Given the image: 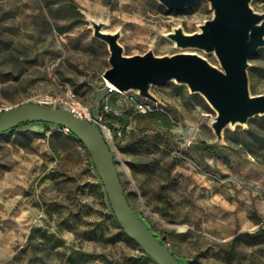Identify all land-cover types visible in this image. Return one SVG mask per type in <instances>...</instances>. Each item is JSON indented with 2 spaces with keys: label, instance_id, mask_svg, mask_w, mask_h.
Here are the masks:
<instances>
[{
  "label": "rangeland",
  "instance_id": "374dc122",
  "mask_svg": "<svg viewBox=\"0 0 264 264\" xmlns=\"http://www.w3.org/2000/svg\"><path fill=\"white\" fill-rule=\"evenodd\" d=\"M252 5L264 12V0ZM213 15L209 0L180 9L160 0H0V112L67 102L93 116L111 50L91 19L119 31L127 55L195 50L221 67L215 52L168 36L178 26L201 30ZM248 72L252 92L264 93V46ZM151 90L158 100L115 89L101 115L131 204L185 264H264V114L229 125L220 140L217 110L202 93L177 81ZM136 96L154 109L140 110ZM101 182L66 127L37 121L1 133L0 264H141Z\"/></svg>",
  "mask_w": 264,
  "mask_h": 264
},
{
  "label": "water",
  "instance_id": "95a60500",
  "mask_svg": "<svg viewBox=\"0 0 264 264\" xmlns=\"http://www.w3.org/2000/svg\"><path fill=\"white\" fill-rule=\"evenodd\" d=\"M160 1L171 9H180L195 0ZM209 1L214 15L201 24V30L186 32L178 26L168 36L184 49L215 52L221 67L195 50L171 55H157L149 50L127 55L119 41L121 33L104 30L105 22L91 19L95 35L105 40L111 50V66L104 73L105 84L95 93L93 116L83 115L67 102L52 106L31 101L0 112V134L34 121L51 122L71 130L89 150L119 223L158 264H181V261L128 198L114 150L101 123L103 103L115 89L137 90L143 97L158 100L151 90L153 84L186 83L191 91L202 93L217 110L213 127L220 140L229 125L248 123L252 117L264 114V93L252 92L248 72L250 58L264 46V12L253 7V0Z\"/></svg>",
  "mask_w": 264,
  "mask_h": 264
},
{
  "label": "trees",
  "instance_id": "16d2710c",
  "mask_svg": "<svg viewBox=\"0 0 264 264\" xmlns=\"http://www.w3.org/2000/svg\"><path fill=\"white\" fill-rule=\"evenodd\" d=\"M103 110H104V105H103ZM34 122H37V121H34ZM42 122V121H41ZM48 123H50V122H48ZM24 124H26V123H24ZM21 125H23V124H21ZM21 125H18V126H16L15 128H18V127H20ZM59 126H61V125H59ZM61 127H63L64 128V126H61ZM253 129L252 128H249V129H247V131L248 132H251ZM71 136L72 137H74V138H76L77 140H79L80 142H81V144L82 145H84L85 146V144L71 131ZM101 184H104L103 182H101ZM112 215H113V217L114 218H116V220H117V217H116V215H115V213L113 212L112 213ZM119 227H120V233L122 234V236L126 239V240H128V241H132V242H136L137 243V241H135L133 238H131L127 233H126V231L123 229V227L121 226V225H119ZM246 235H248L249 237H254V236H256L257 234H258V232H256V233H250V232H246L245 233ZM240 238V234H238V235H236L235 236V238H234V240H233V244H236V242L238 241V239ZM162 241H163V243H165V240L164 239H162ZM138 244V246H139V248L141 249V251H142V253H141V255L139 256V261L141 262V264H158L150 255H148L146 252H145V250L139 245V243H137ZM166 244V243H165ZM180 259V258H179ZM180 261H181V264H185V262L184 261H182L181 259H180Z\"/></svg>",
  "mask_w": 264,
  "mask_h": 264
},
{
  "label": "built area",
  "instance_id": "2783aa9c",
  "mask_svg": "<svg viewBox=\"0 0 264 264\" xmlns=\"http://www.w3.org/2000/svg\"><path fill=\"white\" fill-rule=\"evenodd\" d=\"M135 102L137 103L138 107L140 108V110L142 111H149V110H153L154 107L152 105L151 102H149L148 100L146 99H141L140 97H135L134 98ZM104 105V110H109V103L104 101L103 103ZM78 111V110H77ZM80 112V111H79ZM81 113V112H80ZM84 115V114H83ZM88 117V116H87ZM91 118V117H89Z\"/></svg>",
  "mask_w": 264,
  "mask_h": 264
}]
</instances>
